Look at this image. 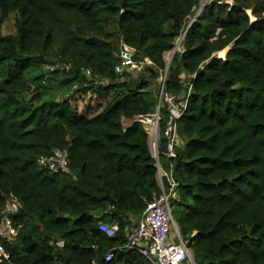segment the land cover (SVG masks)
Here are the masks:
<instances>
[{
	"label": "trees",
	"instance_id": "16d2710c",
	"mask_svg": "<svg viewBox=\"0 0 264 264\" xmlns=\"http://www.w3.org/2000/svg\"><path fill=\"white\" fill-rule=\"evenodd\" d=\"M201 2L0 0V207L17 200L21 225L12 242L0 236L10 255L0 264H152L120 246L162 193L158 164L173 166L172 214L197 264H264V0H210L186 32L164 85L178 96L192 85L176 158L166 107L159 161L136 120L156 115L153 80ZM12 14L16 33L2 35ZM122 43L154 65L122 80ZM57 148L70 173L39 165Z\"/></svg>",
	"mask_w": 264,
	"mask_h": 264
},
{
	"label": "built area",
	"instance_id": "2783aa9c",
	"mask_svg": "<svg viewBox=\"0 0 264 264\" xmlns=\"http://www.w3.org/2000/svg\"><path fill=\"white\" fill-rule=\"evenodd\" d=\"M118 58L119 63L115 66V72L122 76V80H125L127 74L138 76L148 67L154 65L149 58L136 60L135 49L124 43L121 44ZM165 75L167 77L162 81L160 100L161 105L166 107L169 112L167 127L164 131L167 140L166 156L176 158L178 121L187 107L192 85L190 81L186 82L185 87H188V92L182 96L165 93L164 85L168 74L165 72ZM156 117V129H159L160 116ZM141 119H144V116H139L136 120L143 122ZM156 148L158 147H155L153 155L159 161ZM38 163L52 172L70 173L69 154L65 149H55L51 155L41 157ZM172 167L170 172H165L158 164V177L162 193L147 205L142 216L130 226V229H127L126 242L120 248L135 250L152 264H197L190 247L183 240L172 214V201L178 198V182L174 177ZM19 210V203L15 199H9L4 206L0 207V236L8 242L15 240L21 228V225H17L13 219ZM98 228L109 237L115 236L119 230L117 223L109 225L102 221H99ZM116 249L113 248L107 252L106 261L113 259ZM0 256L5 259L10 258L5 245L1 243Z\"/></svg>",
	"mask_w": 264,
	"mask_h": 264
},
{
	"label": "rangeland",
	"instance_id": "374dc122",
	"mask_svg": "<svg viewBox=\"0 0 264 264\" xmlns=\"http://www.w3.org/2000/svg\"><path fill=\"white\" fill-rule=\"evenodd\" d=\"M209 1L210 0H202L199 8L196 10V14H201L202 11L205 9V5ZM249 13H250V10H249ZM16 17H17L16 14H12L4 21L3 26H2V35H8V34L16 33ZM251 19L255 20V18L253 16H251ZM182 41L183 40H181V37H179L177 39L175 48L172 51L166 53L165 59H166L167 65L172 60V56H173L174 50H176L177 52L183 51ZM225 54H226V51H221L220 53H218V56L221 57V58H224ZM165 72H166V69H165V71H163L161 73V75L158 77L157 80H153V88L157 92H159V97L161 96L160 92H161V89H162V87H161L162 86V81H163V79H165V77H167L165 75ZM90 96H91V94L87 93V94H85V97L80 98V100L78 101L79 107H82L83 104L88 103V101L91 98ZM92 103L96 104V99H93ZM156 118H157L156 115H152V116H149V117H144V119H141V120H143L142 123L144 124V126L146 127V129L149 132V135H150V146H151V150H152L153 153L155 152V147H158V142H159V137H160V131H159V129H156V121H157ZM132 122H133V120H131V119L130 120L129 119H123V123H124L125 126L130 125Z\"/></svg>",
	"mask_w": 264,
	"mask_h": 264
},
{
	"label": "water",
	"instance_id": "95a60500",
	"mask_svg": "<svg viewBox=\"0 0 264 264\" xmlns=\"http://www.w3.org/2000/svg\"><path fill=\"white\" fill-rule=\"evenodd\" d=\"M197 17H198L197 14H195L194 18L190 21V23H189L187 29H186L185 32L182 34V36H181V40L184 39V36H185L186 32L188 31L189 27L193 24V22L196 21V18H197ZM176 52H177V51L174 50V52H173V56H172V60H173V58H174ZM172 60H171V61L169 62V64L167 65V68H166V73H167V74L169 73V70H170V67H171ZM160 107H161V100H160V97H159V107H158V110H157L156 116H159V113H160ZM156 150L158 151V148H156Z\"/></svg>",
	"mask_w": 264,
	"mask_h": 264
},
{
	"label": "crops",
	"instance_id": "0c3cea01",
	"mask_svg": "<svg viewBox=\"0 0 264 264\" xmlns=\"http://www.w3.org/2000/svg\"><path fill=\"white\" fill-rule=\"evenodd\" d=\"M59 246H62V242H61V243H59Z\"/></svg>",
	"mask_w": 264,
	"mask_h": 264
},
{
	"label": "bare ground",
	"instance_id": "6f19581e",
	"mask_svg": "<svg viewBox=\"0 0 264 264\" xmlns=\"http://www.w3.org/2000/svg\"><path fill=\"white\" fill-rule=\"evenodd\" d=\"M200 14H197V16H199Z\"/></svg>",
	"mask_w": 264,
	"mask_h": 264
},
{
	"label": "clouds",
	"instance_id": "9594fccd",
	"mask_svg": "<svg viewBox=\"0 0 264 264\" xmlns=\"http://www.w3.org/2000/svg\"><path fill=\"white\" fill-rule=\"evenodd\" d=\"M194 18V17H193Z\"/></svg>",
	"mask_w": 264,
	"mask_h": 264
}]
</instances>
